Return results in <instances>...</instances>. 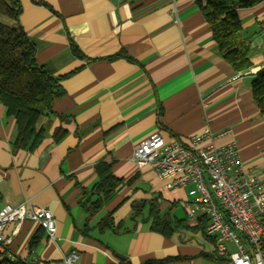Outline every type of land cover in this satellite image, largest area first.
<instances>
[{
	"label": "crops",
	"instance_id": "1",
	"mask_svg": "<svg viewBox=\"0 0 264 264\" xmlns=\"http://www.w3.org/2000/svg\"><path fill=\"white\" fill-rule=\"evenodd\" d=\"M36 1L19 0V19L0 14V21L27 32L37 63L53 75L80 69L61 80L64 94L41 115L45 138L34 152L14 150L16 120L0 104V209L27 203L50 210L57 222L53 238L36 222L10 223V261L64 264L77 251V264H231L216 253L202 219L188 218L187 189L157 179L131 156L156 132L184 142L197 132H225L216 143L235 141L244 168L264 181V116L252 90L264 64V2L238 10L252 66L236 71L199 0ZM57 129L66 130L59 141ZM100 163L111 164L123 184L91 213ZM109 213L121 229L99 228ZM156 215L178 223L176 230H153Z\"/></svg>",
	"mask_w": 264,
	"mask_h": 264
},
{
	"label": "built area",
	"instance_id": "2",
	"mask_svg": "<svg viewBox=\"0 0 264 264\" xmlns=\"http://www.w3.org/2000/svg\"><path fill=\"white\" fill-rule=\"evenodd\" d=\"M261 69H264V64ZM220 135L206 130L190 135L185 142L166 140L156 132L134 149L132 161L149 167L159 180H171L186 188L184 206L190 220H206L205 235L214 240L216 253L231 264H264V181L241 163L235 141L216 143ZM30 220L53 238L57 233L54 214L43 207L22 203L0 209V264H8L6 235L10 223ZM234 246L230 250L228 244ZM79 253L66 255L64 264H77Z\"/></svg>",
	"mask_w": 264,
	"mask_h": 264
},
{
	"label": "trees",
	"instance_id": "3",
	"mask_svg": "<svg viewBox=\"0 0 264 264\" xmlns=\"http://www.w3.org/2000/svg\"><path fill=\"white\" fill-rule=\"evenodd\" d=\"M35 2H38L34 0ZM264 2V0H199V6L210 24L214 39L219 45V51L236 71H245L252 66L250 54L251 44L245 36V30L238 10L250 8ZM0 14L10 19L18 20L21 14L19 0H0ZM72 52L81 58L84 55L72 43ZM37 47L33 39L21 27H14L0 21V104L9 116L16 120L17 139L14 150L34 152L45 138V130L38 128L42 114L50 111L56 97L64 94L61 80L68 78L79 71H73L55 76L36 61ZM122 52L110 57L119 58ZM254 99L264 116V69L259 70L252 79ZM66 130L57 129L54 138L59 141ZM100 181L94 187V194L98 199L91 203V213L97 212L106 202L116 194L123 179L115 176L112 165L100 163L97 166ZM132 180V179H131ZM130 182V181H129ZM128 182V183H129ZM152 209V208H151ZM152 229L164 235H171L178 223L165 217H152ZM205 232L206 220H202ZM199 226V227H200ZM99 228L121 229L116 226L113 213L99 223ZM40 230H44L40 227ZM41 234H36L30 247L37 245ZM8 264H25L21 259L8 260Z\"/></svg>",
	"mask_w": 264,
	"mask_h": 264
},
{
	"label": "water",
	"instance_id": "4",
	"mask_svg": "<svg viewBox=\"0 0 264 264\" xmlns=\"http://www.w3.org/2000/svg\"><path fill=\"white\" fill-rule=\"evenodd\" d=\"M120 257H126V256H124V255H121V254H118Z\"/></svg>",
	"mask_w": 264,
	"mask_h": 264
},
{
	"label": "rangeland",
	"instance_id": "5",
	"mask_svg": "<svg viewBox=\"0 0 264 264\" xmlns=\"http://www.w3.org/2000/svg\"><path fill=\"white\" fill-rule=\"evenodd\" d=\"M188 194V193H187ZM232 250H234V249H232Z\"/></svg>",
	"mask_w": 264,
	"mask_h": 264
}]
</instances>
